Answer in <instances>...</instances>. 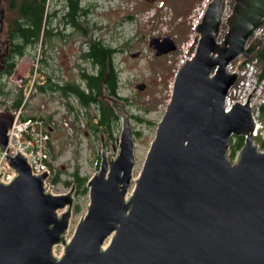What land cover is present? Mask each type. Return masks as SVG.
Returning a JSON list of instances; mask_svg holds the SVG:
<instances>
[{
  "label": "water",
  "instance_id": "water-1",
  "mask_svg": "<svg viewBox=\"0 0 264 264\" xmlns=\"http://www.w3.org/2000/svg\"><path fill=\"white\" fill-rule=\"evenodd\" d=\"M263 21L264 0H234L224 22L221 0H211L136 178L130 112L102 87L121 119L118 150L106 154L101 134L99 168L69 240L75 188L46 191V171L33 175L23 156L7 155L15 177L0 182V264H264V153L251 135L253 92L227 112L223 106L237 78L226 66L262 45V35L246 42ZM149 46L156 56L175 50L170 37ZM12 120L11 112L0 114L3 149ZM231 136L244 139L234 163L227 158Z\"/></svg>",
  "mask_w": 264,
  "mask_h": 264
},
{
  "label": "rangeland",
  "instance_id": "rangeland-1",
  "mask_svg": "<svg viewBox=\"0 0 264 264\" xmlns=\"http://www.w3.org/2000/svg\"><path fill=\"white\" fill-rule=\"evenodd\" d=\"M201 1L77 0L78 6L86 10L84 17L80 20L82 26L86 28V33L84 34L83 31L76 28L77 32L70 35L66 41L59 36L48 34L46 39H42V45H35L27 49L25 56L17 63L14 76L29 75L33 66L32 61L35 55L40 52V58L43 57L45 63H40L39 60V68L50 76L52 82L58 84L71 81L81 83L79 80L80 69H85L89 73L94 72L90 62L80 57L81 52L86 49L83 42L91 37L100 39L103 44L116 48L118 52L113 60L118 77L117 91L130 112L132 133L139 132V135L133 134L135 164L132 177L136 178L154 136L156 124L162 117L169 99L173 79L171 64L175 57L182 53L185 43L194 34L186 21L187 17L191 14L194 6ZM222 4H224L225 12L229 14L233 0H223ZM67 5L66 0H48L46 5L47 26L45 27L52 33L60 31L69 34L68 32H71L70 27L63 23ZM9 14L10 19L18 17L16 10ZM1 19L2 16L0 21ZM225 30V26H222L221 34ZM166 36L173 38L178 50L175 53L156 56L154 49L149 46V40ZM195 37L197 38L196 35ZM195 41L194 39L192 43ZM133 54L136 55L132 56ZM260 65L264 66V62H261ZM4 80L2 79V82L6 83L7 88L15 92L16 84L11 80L7 82ZM139 85L144 87L139 90L137 88ZM6 100L9 103L10 99ZM65 100L55 91H35L26 103L25 114L56 118L54 124L49 122L50 119L46 121L54 128L51 134V144L54 152H59L56 158L57 167L62 171L70 172L77 164L80 175L88 179L96 171L93 166L97 158H100L101 142L82 135V127L81 125L77 126L75 112L69 113L68 109L65 112ZM73 106L79 111L78 120L82 121L80 112L84 113L85 110L76 103ZM90 111L94 113L95 109L92 108ZM135 116L141 121L134 118ZM63 117L69 122L72 128L71 133L63 126ZM117 123V129L114 130L112 137L105 136L106 154L109 155L112 152L113 158L117 154L119 145L122 126L120 117H118ZM236 159L232 162L234 163ZM65 175L62 173L60 178H66ZM132 186L133 181L130 182L128 191ZM57 189L61 190V187L58 186ZM65 190L68 189L64 188ZM72 197L73 204L67 239L71 237L88 204V193L79 195L74 190ZM77 204L80 211L75 213L74 209ZM62 249L63 247L58 245L55 246L53 252L58 257Z\"/></svg>",
  "mask_w": 264,
  "mask_h": 264
},
{
  "label": "trees",
  "instance_id": "trees-1",
  "mask_svg": "<svg viewBox=\"0 0 264 264\" xmlns=\"http://www.w3.org/2000/svg\"><path fill=\"white\" fill-rule=\"evenodd\" d=\"M67 12L63 15V19L75 28L80 29L86 33V28L82 26L80 21L86 10L78 6L77 0H66ZM48 0H0V12L2 19L0 21V51L7 48V53L4 57V67L0 71V97L10 99L11 107L17 108L21 106L24 100V93L22 90L12 92L7 88L6 83L2 79L15 73L16 61L21 57L29 47L37 46L42 43L43 35L50 32L46 27V5ZM16 10L18 17L15 21L16 25L13 29L11 26V19L9 18L10 12ZM50 34V33H48ZM14 38L18 41L13 42ZM86 49L81 52L80 57L83 60L89 61L94 72H86L85 69H80L79 80L81 83L75 81L64 82L58 84L51 81L50 76L46 75L40 69L37 70L34 88L36 91L44 92L46 90L55 91L60 94V97L66 99L65 106L73 109L69 103L68 98L74 97L79 106L82 107L84 112L85 127L82 134L86 137H92L100 140V133L107 138H111L114 130L117 129L118 117L110 106V102L102 99V87L104 86L108 95L120 98L118 94V77L114 64V56L118 52L116 48H112L102 43L100 39L89 38L83 42ZM44 45V44H43ZM260 62H264V49L256 52ZM41 63H45L41 60ZM263 74H264V66ZM30 78L25 79L28 83ZM95 109L92 113L90 109ZM79 112L76 113V117ZM49 118V117H48ZM48 118H44L47 120ZM136 118V116L134 117ZM259 118L264 124V103L259 109ZM138 121L141 119L136 118ZM134 135H139V132H134ZM243 137L231 136L229 140V150L227 157L229 160H234L238 154L239 149L243 144ZM259 148H264V140L259 138L255 139ZM49 153L51 159H56L59 152H54V148L49 143ZM99 166V158L94 162V169L97 170ZM62 167V166H61ZM65 173L66 178L61 179L60 176ZM62 180V185L65 188L73 186L77 194H87L86 181L87 177L81 176L79 173V166L76 164L70 172L62 171L60 168L55 170L52 178L54 183ZM80 211L79 205L75 206L74 212Z\"/></svg>",
  "mask_w": 264,
  "mask_h": 264
},
{
  "label": "built area",
  "instance_id": "built-area-1",
  "mask_svg": "<svg viewBox=\"0 0 264 264\" xmlns=\"http://www.w3.org/2000/svg\"><path fill=\"white\" fill-rule=\"evenodd\" d=\"M209 1L210 0H202L200 3H197L192 9L191 14L188 15L186 21L191 30H194L199 24ZM223 5V16L226 17L228 14L225 12ZM194 34H192L191 38L185 43V49L182 50V53H179L172 62L171 73L174 74L183 62L192 55V51L197 42L195 41L192 43L194 39L196 40ZM258 35H262L264 43V23L252 33L251 37H256ZM227 71L236 73L237 79L228 89L224 98V110H230L236 103L244 104L253 92L249 99V106L254 122V129L251 135L253 138L260 137L264 140V127L259 120V107L264 103V75H262V71L258 66V59L256 57L250 58L239 65L230 63L227 66ZM9 79L18 87L22 86L21 78L10 77ZM31 86L32 82L28 89L26 87L24 88L27 96L30 93ZM3 110L4 107H0V112ZM12 113L13 122L6 132V148L2 149L0 147V182L2 181L3 184H7L15 177V172L9 167L6 157L7 155L13 157L19 154L26 159L33 175H38L44 171L47 172L48 176L43 179L44 189L46 191H48L51 186V193L63 194L64 190L57 189L51 181L56 162L52 161L48 154V141L50 136L43 122L35 118L21 119V108L12 110ZM63 126L70 133L72 132L68 122L63 121ZM67 232L68 230L65 232V236Z\"/></svg>",
  "mask_w": 264,
  "mask_h": 264
},
{
  "label": "flooded vegetation",
  "instance_id": "flooded-vegetation-1",
  "mask_svg": "<svg viewBox=\"0 0 264 264\" xmlns=\"http://www.w3.org/2000/svg\"><path fill=\"white\" fill-rule=\"evenodd\" d=\"M16 19H17V17H13V18H11V26L13 27V29H14V27H15V25H16V23H15V21H16ZM47 21V20H46ZM63 23H65V26H68V27H70V29H71V32H68L69 34H64V32H60V31H55V33H52L51 31L50 32H48V33H50V34H53V35H55V36H59L62 40H67V38L70 36V35H72L74 32H77V29L72 25V24H70L68 21L66 22L64 19H63ZM45 26H47V22H46V25ZM47 28V27H46ZM48 33L47 34H45V35H43V37L41 38V39H43V38H47L49 35H48ZM18 41V38H14L13 39V42H17ZM64 41V42H65ZM7 53V48H5L4 49V51H0V71L2 70V68L4 67V57H5V54ZM42 60H44L45 61V59L42 57Z\"/></svg>",
  "mask_w": 264,
  "mask_h": 264
}]
</instances>
